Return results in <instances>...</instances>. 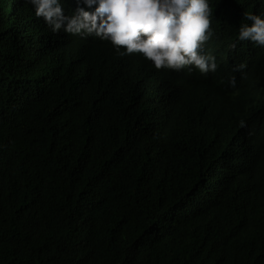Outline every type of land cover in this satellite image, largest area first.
<instances>
[{
	"label": "trees",
	"instance_id": "1",
	"mask_svg": "<svg viewBox=\"0 0 264 264\" xmlns=\"http://www.w3.org/2000/svg\"><path fill=\"white\" fill-rule=\"evenodd\" d=\"M210 7L175 74L0 0V264H264V0Z\"/></svg>",
	"mask_w": 264,
	"mask_h": 264
},
{
	"label": "clouds",
	"instance_id": "2",
	"mask_svg": "<svg viewBox=\"0 0 264 264\" xmlns=\"http://www.w3.org/2000/svg\"><path fill=\"white\" fill-rule=\"evenodd\" d=\"M25 2L51 32L94 36L117 55L139 54L154 69L205 74L218 67L216 57L203 51L217 36L210 29V0H73L71 14H66L64 0ZM245 19L250 23L239 25L238 39L264 47V12ZM243 68L240 64L234 70ZM229 83L234 85L235 78Z\"/></svg>",
	"mask_w": 264,
	"mask_h": 264
},
{
	"label": "bare ground",
	"instance_id": "3",
	"mask_svg": "<svg viewBox=\"0 0 264 264\" xmlns=\"http://www.w3.org/2000/svg\"><path fill=\"white\" fill-rule=\"evenodd\" d=\"M195 72H198L197 69H194V72L193 73H195Z\"/></svg>",
	"mask_w": 264,
	"mask_h": 264
}]
</instances>
